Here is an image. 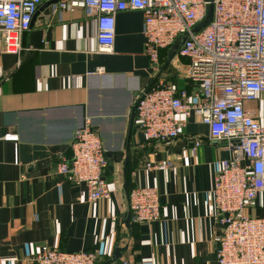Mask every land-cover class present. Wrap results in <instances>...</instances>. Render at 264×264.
Segmentation results:
<instances>
[{"label":"crops","instance_id":"1","mask_svg":"<svg viewBox=\"0 0 264 264\" xmlns=\"http://www.w3.org/2000/svg\"><path fill=\"white\" fill-rule=\"evenodd\" d=\"M142 29L140 12L117 14L111 53H103L80 8L61 10L57 0H43L20 56L5 53L0 38V264H30L43 245L97 251L96 264H216L221 228L211 191L230 154L193 121L170 143L145 140L133 110L137 95L160 80L188 93L198 87L186 79V60L178 65L175 55L167 62L170 48L152 72ZM86 118L107 160L109 198L96 202L56 172ZM195 140L200 145L193 149ZM163 160L173 167L146 168ZM135 188L157 191V222L131 219L127 197ZM245 214L264 217V195Z\"/></svg>","mask_w":264,"mask_h":264},{"label":"built area","instance_id":"2","mask_svg":"<svg viewBox=\"0 0 264 264\" xmlns=\"http://www.w3.org/2000/svg\"><path fill=\"white\" fill-rule=\"evenodd\" d=\"M42 2L0 0L5 53L20 56L24 51L21 38ZM57 5L61 10L80 8L94 24L99 50L107 54L114 43L115 16L140 12L153 73L159 71L161 53L187 36L176 57L187 61L186 79L198 90L188 93L160 80L141 91L133 105L138 129L146 141L167 144L193 121L208 128L209 142L226 144L230 156L215 173L211 191L221 228L216 264H264V217L245 214L264 195V0H210L211 20L198 32L193 30L209 5L204 0H57ZM199 145L195 140L193 149ZM70 150L56 166L61 180L82 185L87 202L108 199L107 160L90 118L74 131ZM172 167L168 160L146 166L149 171ZM127 199L134 222L160 219L155 189L135 188ZM99 259L97 251L69 253L43 245L30 264H96Z\"/></svg>","mask_w":264,"mask_h":264},{"label":"water","instance_id":"3","mask_svg":"<svg viewBox=\"0 0 264 264\" xmlns=\"http://www.w3.org/2000/svg\"><path fill=\"white\" fill-rule=\"evenodd\" d=\"M204 1L209 3V5H207L206 7V16L204 20L194 28L193 32L200 31L201 29L206 27L211 20L212 6L210 5V0H204ZM186 37H187L186 35H182L178 38V40H176L173 43V45L170 47L168 54H167V62H170V60L176 55L177 50L185 42ZM127 222H128V218L125 216V220H124L125 225H127ZM119 255H120V250L116 249L112 255V260L113 261L117 260L119 258Z\"/></svg>","mask_w":264,"mask_h":264},{"label":"rangeland","instance_id":"4","mask_svg":"<svg viewBox=\"0 0 264 264\" xmlns=\"http://www.w3.org/2000/svg\"><path fill=\"white\" fill-rule=\"evenodd\" d=\"M183 63H184V61L179 59L176 64L182 65Z\"/></svg>","mask_w":264,"mask_h":264}]
</instances>
